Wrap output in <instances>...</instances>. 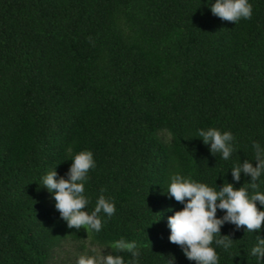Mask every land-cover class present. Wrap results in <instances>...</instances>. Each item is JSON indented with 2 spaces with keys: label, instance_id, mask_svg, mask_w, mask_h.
I'll return each instance as SVG.
<instances>
[{
  "label": "trees",
  "instance_id": "obj_1",
  "mask_svg": "<svg viewBox=\"0 0 264 264\" xmlns=\"http://www.w3.org/2000/svg\"><path fill=\"white\" fill-rule=\"evenodd\" d=\"M206 2L0 0V264H51L84 230L126 261L113 241H135L139 264H195L168 240L167 217L182 208L170 176L246 186L230 170L255 165L253 141L264 146V0L236 23ZM208 127L233 134L228 160L197 137ZM69 146L93 152L88 210L101 189L115 203L99 232L68 227L40 185L51 168L66 175ZM220 235L233 244L213 242L218 264H258L264 222L259 232L225 222Z\"/></svg>",
  "mask_w": 264,
  "mask_h": 264
},
{
  "label": "clouds",
  "instance_id": "obj_2",
  "mask_svg": "<svg viewBox=\"0 0 264 264\" xmlns=\"http://www.w3.org/2000/svg\"><path fill=\"white\" fill-rule=\"evenodd\" d=\"M212 14L222 20L233 23L241 19H251L253 11L249 0H207ZM197 137L209 146L213 154L219 153L228 160L235 151L234 136L230 131H221L216 127L197 130ZM254 161L244 160L231 168L233 181H239L241 173L249 177L246 186L235 187L233 183H222L210 187L180 172L170 176L167 194L182 205L167 217L168 240L178 245L186 259L195 264H218L219 257L213 242L230 249L233 239L220 235V228L225 223H232L237 229L260 231L264 222V192L259 191L261 177H264V146L253 141ZM71 155V164L65 176H59L54 168L40 177L44 186L55 201V208L68 227L99 232L102 227L101 213L111 217L116 211L111 197L104 195V189L96 197L95 205L88 210L90 197L85 185L88 173L96 167L93 152L89 149L73 153L72 147L66 149ZM251 190V191H249ZM257 204L260 207H257ZM223 211L222 217L216 212ZM115 253L127 252L130 259L125 260L120 254H106L103 248L89 245L88 251L76 257L75 264H139L140 250L135 241L124 238L113 241L110 245ZM258 264H264V237L258 236L256 244L250 250ZM168 264H175V257L168 258Z\"/></svg>",
  "mask_w": 264,
  "mask_h": 264
},
{
  "label": "rangeland",
  "instance_id": "obj_3",
  "mask_svg": "<svg viewBox=\"0 0 264 264\" xmlns=\"http://www.w3.org/2000/svg\"><path fill=\"white\" fill-rule=\"evenodd\" d=\"M89 245H95L97 248H103L104 252L109 254L108 247L100 246L92 242L88 232L84 230L83 238H73L69 236L60 247L56 248L53 252L51 264H75L76 257L87 252Z\"/></svg>",
  "mask_w": 264,
  "mask_h": 264
}]
</instances>
